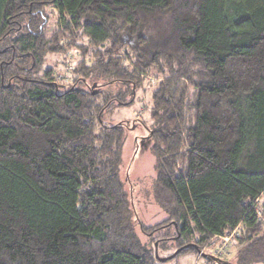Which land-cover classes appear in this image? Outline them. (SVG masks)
Instances as JSON below:
<instances>
[{"label":"trees","instance_id":"trees-1","mask_svg":"<svg viewBox=\"0 0 264 264\" xmlns=\"http://www.w3.org/2000/svg\"><path fill=\"white\" fill-rule=\"evenodd\" d=\"M149 75L151 248L103 120ZM255 200L264 217V0H0V264H160V241L166 262L235 227L236 262L262 263Z\"/></svg>","mask_w":264,"mask_h":264},{"label":"rangeland","instance_id":"rangeland-1","mask_svg":"<svg viewBox=\"0 0 264 264\" xmlns=\"http://www.w3.org/2000/svg\"><path fill=\"white\" fill-rule=\"evenodd\" d=\"M54 24L55 18L50 16L49 28L52 26L54 27ZM132 46L137 47V45L134 43ZM148 48L150 49L149 46ZM71 51L72 53L67 56V63L64 65L62 63L57 67L60 75H64V78L69 77L70 74L66 72V69L69 70V67H71L78 58L77 54L75 53L76 51ZM144 53L147 55L146 52ZM49 58L51 61L59 59L58 57H55L54 54H50ZM154 78V76H146L145 84L135 89L132 104L118 107L115 110L108 112L103 117V120L108 124L119 122L125 126V136L121 150L122 162L119 168V177L123 183L129 201V206L132 211L131 223L133 224V230L140 239L141 243H143L148 248L153 247V243L154 247L157 246V242H155V240L157 239L156 235H158V232H154L150 236V234L142 232L141 225L146 228L156 227L166 218L165 212L155 201L153 194L155 169L154 158L150 151L151 139L149 136V131L153 125V121L150 117V108L152 105L150 88L154 83ZM115 90L116 89H114V91ZM258 205L259 207H262L261 202H258ZM159 233H163V229L160 230ZM171 244V241H160L158 248L159 255H166L172 251L173 246H170ZM164 246H170L169 251L163 252L161 247L164 248ZM205 252L207 255H211V246L206 247ZM212 255L214 259L213 257L207 258V256H204L198 260V263L238 264L236 262V257L232 253L217 257L215 254ZM160 256L158 257V262L160 264H193L197 254L194 255L191 252L181 254L166 262H162L160 260L162 257ZM256 264H264V262Z\"/></svg>","mask_w":264,"mask_h":264},{"label":"built area","instance_id":"built-area-1","mask_svg":"<svg viewBox=\"0 0 264 264\" xmlns=\"http://www.w3.org/2000/svg\"><path fill=\"white\" fill-rule=\"evenodd\" d=\"M153 79V78H152ZM254 209L256 215H258L259 219L264 223V217L262 216V208L259 207L258 201H254ZM238 234V227L233 228L230 232L216 236L215 238L211 239L209 243L201 248L198 253L195 261L193 264H199L198 260L201 259V257H204L206 255L205 248L210 247L212 248V254H215V256H225L231 253L232 243L235 238V235ZM211 254V255H212ZM213 256V255H212Z\"/></svg>","mask_w":264,"mask_h":264},{"label":"water","instance_id":"water-1","mask_svg":"<svg viewBox=\"0 0 264 264\" xmlns=\"http://www.w3.org/2000/svg\"><path fill=\"white\" fill-rule=\"evenodd\" d=\"M160 260H161V261H162V260L164 261L165 259H164V258H162V259H160Z\"/></svg>","mask_w":264,"mask_h":264},{"label":"crops","instance_id":"crops-1","mask_svg":"<svg viewBox=\"0 0 264 264\" xmlns=\"http://www.w3.org/2000/svg\"><path fill=\"white\" fill-rule=\"evenodd\" d=\"M207 255V254H206Z\"/></svg>","mask_w":264,"mask_h":264}]
</instances>
